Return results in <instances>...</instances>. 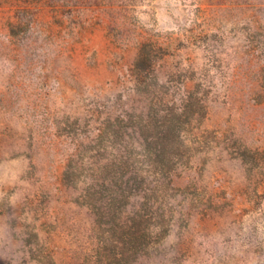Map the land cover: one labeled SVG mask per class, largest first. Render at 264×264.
Wrapping results in <instances>:
<instances>
[{
	"label": "rangeland",
	"instance_id": "1",
	"mask_svg": "<svg viewBox=\"0 0 264 264\" xmlns=\"http://www.w3.org/2000/svg\"><path fill=\"white\" fill-rule=\"evenodd\" d=\"M48 2L0 0V264H264V0Z\"/></svg>",
	"mask_w": 264,
	"mask_h": 264
},
{
	"label": "trees",
	"instance_id": "2",
	"mask_svg": "<svg viewBox=\"0 0 264 264\" xmlns=\"http://www.w3.org/2000/svg\"><path fill=\"white\" fill-rule=\"evenodd\" d=\"M45 5L52 6V9H56V10H60V9H63L65 7L64 4H60V3L56 2V0H50V2H48ZM72 5L76 6V4H74V3ZM29 9H31V8H29L27 6H24L23 8H19V6H18V8L16 10V20L14 22L13 21L8 22L10 24V29H12V31L14 28H18V27L23 25V22L21 19V16H22L21 14L24 11H26V12L29 11ZM26 25L28 26V24H26ZM140 235L141 234H140V231L138 229L135 232H132L131 233L132 240L138 241V239L141 237ZM120 242H121L120 249H123V245L125 244V241H123V239L121 238ZM133 244L136 245L135 243H133Z\"/></svg>",
	"mask_w": 264,
	"mask_h": 264
}]
</instances>
